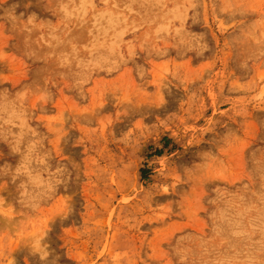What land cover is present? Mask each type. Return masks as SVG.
I'll return each mask as SVG.
<instances>
[{
	"label": "rangeland",
	"instance_id": "obj_1",
	"mask_svg": "<svg viewBox=\"0 0 264 264\" xmlns=\"http://www.w3.org/2000/svg\"><path fill=\"white\" fill-rule=\"evenodd\" d=\"M0 264H264V0H0Z\"/></svg>",
	"mask_w": 264,
	"mask_h": 264
}]
</instances>
